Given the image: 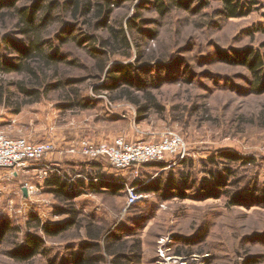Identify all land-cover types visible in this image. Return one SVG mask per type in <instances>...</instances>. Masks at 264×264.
Returning a JSON list of instances; mask_svg holds the SVG:
<instances>
[{
	"label": "rangeland",
	"instance_id": "1",
	"mask_svg": "<svg viewBox=\"0 0 264 264\" xmlns=\"http://www.w3.org/2000/svg\"><path fill=\"white\" fill-rule=\"evenodd\" d=\"M257 1L252 13L229 20L216 16L221 5L213 1L197 16L175 11L165 19L158 16L153 0L122 2L115 13L116 26L141 16L131 59L112 56L103 74L99 70L92 74L95 62L70 46L67 51L79 55L82 66L61 67L57 79L75 78L82 82L78 87L21 101L20 113L15 111L16 101H0V132L30 143L54 144L56 152L50 160L65 180L93 181L99 186L103 177L108 184L126 185L118 194L111 189L103 193L85 189L72 202L82 228L56 238L39 233L47 253L27 264L68 260L88 241L84 226L90 220L125 239H141L143 264H264V94L253 93L254 76L246 67L222 58H234L248 49L264 58V0ZM0 45L4 59L14 62L15 54L5 49L2 39ZM119 66L137 69L140 83L109 91V74ZM0 80L12 92L24 79L8 75ZM141 88L155 97L158 108L140 112L148 96ZM72 90H79L91 108L70 109L68 101L75 98ZM169 133L184 140L187 155L183 161H162L164 169L152 163L122 172L104 159L69 153L81 142L114 144L123 138L157 143ZM225 152L253 162L245 165L218 158ZM211 157L217 158L215 165L210 164ZM51 176L46 178L33 168L17 175L0 169V225L8 221L25 231L31 214L44 223L66 222L68 216L54 213L56 206L65 203L45 188ZM219 178L222 183L216 185ZM172 179L183 197L169 185ZM205 182L217 189L216 198L206 199ZM134 185L137 190L160 188L139 194V200L129 205L127 189ZM27 186L35 193L25 195ZM241 192L243 199L232 205ZM11 243L0 246V264H18L8 256Z\"/></svg>",
	"mask_w": 264,
	"mask_h": 264
},
{
	"label": "trees",
	"instance_id": "2",
	"mask_svg": "<svg viewBox=\"0 0 264 264\" xmlns=\"http://www.w3.org/2000/svg\"><path fill=\"white\" fill-rule=\"evenodd\" d=\"M23 1L0 0L2 27H0V39L5 49L11 50L16 56L14 62L5 60L0 45V76L15 75L24 79L15 85V90L12 92H9L8 85L0 80V101H16V113L21 112L23 101L39 100L53 92L78 87L82 83L70 77L66 80L57 79L60 77L61 67L82 66L79 55L75 56L67 51L70 46L95 62L92 74L98 70L103 74L112 56L121 55L126 59L133 57L134 31L141 16L137 15L136 20H130L126 26L122 21L116 26L115 13L122 2L134 0H28L29 2L25 4ZM211 1L221 5V9L216 11V16L225 20L245 17L252 13L253 8L258 4L257 0H153V6L158 16L165 19L175 11L197 16L211 8ZM16 36L19 37L18 40L15 39ZM137 53L141 60L143 56L140 50ZM222 58L226 63L246 67L254 76L253 93L264 94V58L260 54L248 49L243 53H235L234 58L230 59L225 55ZM162 59H166V56ZM109 78L112 84L107 89L112 92L123 86L135 87L136 81L140 83L137 69L133 66H119L109 74ZM53 80L56 82L52 83ZM141 91L148 96L146 105L140 108V112H147L149 108V111L154 107L158 108L155 97L145 88H141ZM72 93L75 98L68 101L70 109L91 108V104L84 101L79 90H72ZM218 158L231 163L243 162L245 165L253 162V160L245 161L227 152L219 154ZM209 162L215 165L217 158L211 157ZM96 163L98 162H93L94 165ZM148 165H157L160 169L166 167L163 162ZM227 173L234 175V172L228 168ZM99 178V186L93 181L87 184L80 179L69 182L61 173L46 179L47 193L65 203V207L56 206L55 215L68 216L69 219L64 223L51 224L44 223L37 215L31 214L25 231L5 221L0 225V246L12 240L13 248L8 256L18 264H27L46 255L44 237L56 238L74 228H82L80 213L72 202L83 195L85 189L88 188L92 193H103L108 191L103 189H111L115 194L126 190L124 183L112 185L103 180V177ZM182 179L187 182V177L182 176ZM175 183L176 181L172 179L169 185L183 197V192L175 186ZM217 183L220 185L222 179L219 178L216 185ZM204 187L206 199L216 198L218 194L216 188H212L208 182L204 183ZM159 188H140L137 193L157 192ZM243 195L244 193L241 192L232 205L240 202ZM84 229L88 241L81 243L78 250L71 252L70 258L60 264H143L144 251L141 239H125L122 235L109 231L92 220L85 224ZM21 233L23 237L20 239ZM50 263L56 264V261L51 260Z\"/></svg>",
	"mask_w": 264,
	"mask_h": 264
},
{
	"label": "built area",
	"instance_id": "3",
	"mask_svg": "<svg viewBox=\"0 0 264 264\" xmlns=\"http://www.w3.org/2000/svg\"><path fill=\"white\" fill-rule=\"evenodd\" d=\"M55 152L52 143H30L23 138H10L0 132V169L10 170L13 175L28 168H33V171L46 178L60 174L50 160ZM69 153L90 160L104 159L112 168L124 172L168 159L183 161L187 155V146L178 134L169 133L157 143L127 142L123 138L114 144L81 142L71 148ZM25 189L30 194L35 193L33 187L27 186ZM127 194L129 205L139 200L136 187L128 188Z\"/></svg>",
	"mask_w": 264,
	"mask_h": 264
},
{
	"label": "water",
	"instance_id": "4",
	"mask_svg": "<svg viewBox=\"0 0 264 264\" xmlns=\"http://www.w3.org/2000/svg\"><path fill=\"white\" fill-rule=\"evenodd\" d=\"M24 193H25V195H27V190L26 189H24Z\"/></svg>",
	"mask_w": 264,
	"mask_h": 264
},
{
	"label": "crops",
	"instance_id": "5",
	"mask_svg": "<svg viewBox=\"0 0 264 264\" xmlns=\"http://www.w3.org/2000/svg\"><path fill=\"white\" fill-rule=\"evenodd\" d=\"M144 256H145V253H144Z\"/></svg>",
	"mask_w": 264,
	"mask_h": 264
}]
</instances>
